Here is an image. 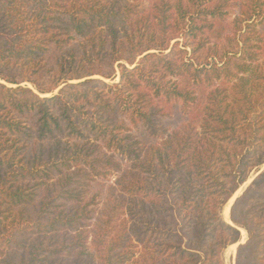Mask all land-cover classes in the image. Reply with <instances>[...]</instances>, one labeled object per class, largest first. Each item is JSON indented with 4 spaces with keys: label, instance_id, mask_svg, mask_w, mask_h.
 Here are the masks:
<instances>
[{
    "label": "trees",
    "instance_id": "trees-1",
    "mask_svg": "<svg viewBox=\"0 0 264 264\" xmlns=\"http://www.w3.org/2000/svg\"><path fill=\"white\" fill-rule=\"evenodd\" d=\"M262 166L264 0H0V264H264Z\"/></svg>",
    "mask_w": 264,
    "mask_h": 264
},
{
    "label": "rangeland",
    "instance_id": "rangeland-1",
    "mask_svg": "<svg viewBox=\"0 0 264 264\" xmlns=\"http://www.w3.org/2000/svg\"><path fill=\"white\" fill-rule=\"evenodd\" d=\"M118 72V71H117ZM118 78H116L115 80H114V82H118ZM110 81H107V83H109ZM57 92V91H56ZM260 171L259 172H261V171H263L264 170V166H262V167H260V169H259ZM257 170L255 169V170H253L251 173H249V175H248V177H247V180H246V182L239 188V190L234 194V196L232 197V199L225 205V207L228 205V204H230L229 205V211H228V213H230V207H231V205L233 204V202H234V200L235 199H237L242 193H243V191L247 188V186L251 183V181L257 176V174H258V171L256 172ZM112 179V178H111ZM245 185V186H244ZM225 207H224V209H223V212H222V214H221V218H222V220L225 222V223H228V224H230V218H229V214H228V221H226L225 220V218H224V215H223V213H224V210H225ZM241 230L242 229H239V231H240V235H241V238H240V241H239V243H237V244H235L236 246H235V250H233L232 248H230V247H232V246H229V247H227L224 251H222V253H221V258H222V260L224 261V263L225 264H234V259H235V256H236V250H237V246L239 245V244H244L246 241H247V233L245 232V238L244 239H242L243 238V236H242V234H241ZM230 249V251H229V249ZM227 252V253H226ZM230 259V260H229Z\"/></svg>",
    "mask_w": 264,
    "mask_h": 264
},
{
    "label": "bare ground",
    "instance_id": "bare-ground-1",
    "mask_svg": "<svg viewBox=\"0 0 264 264\" xmlns=\"http://www.w3.org/2000/svg\"><path fill=\"white\" fill-rule=\"evenodd\" d=\"M245 186V185H244ZM238 193V192H237ZM229 205L230 204H228L226 207H225V210H224V213H223V215H224V218H225V220L226 221H228L229 219H228V211H229ZM241 234H242V236H243V238L242 239H244L245 238V232L243 231V230H241ZM235 246L236 245H232V247H230V248H232L233 250H235ZM229 249V248H228ZM229 251H230V249H229ZM227 253V252H226ZM230 260V259H229Z\"/></svg>",
    "mask_w": 264,
    "mask_h": 264
},
{
    "label": "water",
    "instance_id": "water-1",
    "mask_svg": "<svg viewBox=\"0 0 264 264\" xmlns=\"http://www.w3.org/2000/svg\"><path fill=\"white\" fill-rule=\"evenodd\" d=\"M230 224H231V222H230Z\"/></svg>",
    "mask_w": 264,
    "mask_h": 264
}]
</instances>
